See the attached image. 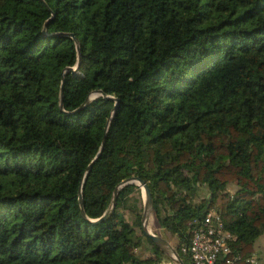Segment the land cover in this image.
Here are the masks:
<instances>
[{
	"label": "trees",
	"instance_id": "obj_1",
	"mask_svg": "<svg viewBox=\"0 0 264 264\" xmlns=\"http://www.w3.org/2000/svg\"><path fill=\"white\" fill-rule=\"evenodd\" d=\"M129 177L184 264L188 220L209 207L235 235L231 255L252 253L264 0H0V264H158L138 184L92 221Z\"/></svg>",
	"mask_w": 264,
	"mask_h": 264
},
{
	"label": "built area",
	"instance_id": "obj_2",
	"mask_svg": "<svg viewBox=\"0 0 264 264\" xmlns=\"http://www.w3.org/2000/svg\"><path fill=\"white\" fill-rule=\"evenodd\" d=\"M189 238L180 245L192 264H259L254 253L231 255L235 235L224 225L219 210L209 207L200 217L188 220Z\"/></svg>",
	"mask_w": 264,
	"mask_h": 264
},
{
	"label": "water",
	"instance_id": "obj_3",
	"mask_svg": "<svg viewBox=\"0 0 264 264\" xmlns=\"http://www.w3.org/2000/svg\"><path fill=\"white\" fill-rule=\"evenodd\" d=\"M70 36H72L70 33L68 34ZM73 41L75 42V48L77 50V62L74 66H68L65 68V71H76L77 65H78V61H79V47L78 44L76 43V39L75 37H72ZM62 81V80H61ZM95 93L97 92H92L90 94V96L88 97L91 98L95 95ZM98 93H101L100 91ZM61 94V86H60V90H59V95ZM116 101V99L114 100ZM104 142V136L101 139V143H100V147L101 148L102 144ZM98 156V151L95 154V156L93 157V159L88 163L86 169H88L90 167L91 162ZM127 182H133L139 185L140 190H141V196H142V203H143V207H142V212H141V218H140V229L142 231V233L149 237L152 242L174 263V264H184L182 259L180 258V256L178 255L177 251L175 250L174 247L170 246L169 243L161 236L150 232L147 227H146V223H147V215L149 212L152 211V201H151V196H150V192L149 189L146 185V183L142 180L139 179L137 177H129L127 179H123L113 190L112 193V197L109 201V204L106 208V210L102 213V215H100V217L92 219L93 220H99L100 218H104L114 207L115 204V197H116V193H117V189L120 185L125 184ZM78 203H79V207H80V211L83 212L82 210V200H81V195H80V190H78Z\"/></svg>",
	"mask_w": 264,
	"mask_h": 264
},
{
	"label": "rangeland",
	"instance_id": "obj_4",
	"mask_svg": "<svg viewBox=\"0 0 264 264\" xmlns=\"http://www.w3.org/2000/svg\"><path fill=\"white\" fill-rule=\"evenodd\" d=\"M227 188L229 189V191H232L234 188V184H232V183L228 184ZM146 227L150 232H153V233L163 237L169 243L170 246L175 248V244L177 241L176 237L171 235L167 230H165L164 228H162L158 225L156 219L153 217L152 211L149 212L147 215ZM261 240H262L261 238H260V240H257L254 243V246L256 245L257 247H264V244H263L264 242H263V240L262 241ZM136 253L140 256L154 257V255L150 252V250L148 248V244H143V245L137 247ZM158 264H174V263L166 256V257H162L160 259V261L158 262Z\"/></svg>",
	"mask_w": 264,
	"mask_h": 264
},
{
	"label": "crops",
	"instance_id": "obj_5",
	"mask_svg": "<svg viewBox=\"0 0 264 264\" xmlns=\"http://www.w3.org/2000/svg\"><path fill=\"white\" fill-rule=\"evenodd\" d=\"M260 238L263 240L264 242V230L261 232V234H259V236L254 240L253 242V251L252 253H254V255L256 256L259 264H264V247H257L256 245L254 246V243L257 240H260ZM261 240V241H262ZM264 244V243H263ZM263 259V260H262Z\"/></svg>",
	"mask_w": 264,
	"mask_h": 264
}]
</instances>
